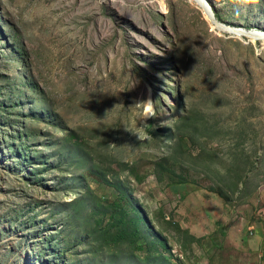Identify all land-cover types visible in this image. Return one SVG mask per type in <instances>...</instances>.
Here are the masks:
<instances>
[{"label": "rangeland", "instance_id": "obj_1", "mask_svg": "<svg viewBox=\"0 0 264 264\" xmlns=\"http://www.w3.org/2000/svg\"><path fill=\"white\" fill-rule=\"evenodd\" d=\"M206 1L261 38L201 0H0V264H264V0Z\"/></svg>", "mask_w": 264, "mask_h": 264}, {"label": "bare ground", "instance_id": "obj_2", "mask_svg": "<svg viewBox=\"0 0 264 264\" xmlns=\"http://www.w3.org/2000/svg\"><path fill=\"white\" fill-rule=\"evenodd\" d=\"M201 2H203V1L201 0ZM202 7L206 11L205 5L202 4ZM206 14H207V11H206ZM210 23L212 24V26H214V24L211 21H210ZM215 24L217 26H219L217 29H219L221 31L222 30L223 31H228V33H230L231 35H234V36H238V37H243L244 36V37L249 38V39H252V40H257V39H260L261 38L260 35H257V36L256 35H250V34L244 32V30L241 31V30H238L236 28H233V27H230V26H227V25H224V24L222 25L219 22H216Z\"/></svg>", "mask_w": 264, "mask_h": 264}, {"label": "water", "instance_id": "obj_3", "mask_svg": "<svg viewBox=\"0 0 264 264\" xmlns=\"http://www.w3.org/2000/svg\"><path fill=\"white\" fill-rule=\"evenodd\" d=\"M204 2V5L206 7V11H207V16H208V19L212 22V23H216L217 21L214 19L213 17V14L211 12V7L210 5H208L207 1L206 0H202ZM221 24V23H220ZM223 25V24H222Z\"/></svg>", "mask_w": 264, "mask_h": 264}, {"label": "clouds", "instance_id": "obj_4", "mask_svg": "<svg viewBox=\"0 0 264 264\" xmlns=\"http://www.w3.org/2000/svg\"><path fill=\"white\" fill-rule=\"evenodd\" d=\"M148 107L151 108V102L150 101L148 102Z\"/></svg>", "mask_w": 264, "mask_h": 264}]
</instances>
